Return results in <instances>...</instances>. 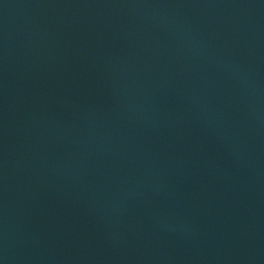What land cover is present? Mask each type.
<instances>
[{"label": "water", "instance_id": "water-1", "mask_svg": "<svg viewBox=\"0 0 264 264\" xmlns=\"http://www.w3.org/2000/svg\"><path fill=\"white\" fill-rule=\"evenodd\" d=\"M0 264H264V0H0Z\"/></svg>", "mask_w": 264, "mask_h": 264}]
</instances>
